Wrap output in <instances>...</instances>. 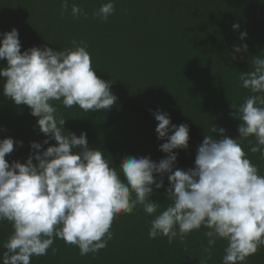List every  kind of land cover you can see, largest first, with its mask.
<instances>
[{"label": "clouds", "instance_id": "obj_1", "mask_svg": "<svg viewBox=\"0 0 264 264\" xmlns=\"http://www.w3.org/2000/svg\"><path fill=\"white\" fill-rule=\"evenodd\" d=\"M68 9L69 0H61L60 14ZM114 11V0H107L93 15L106 22ZM71 15L79 19L88 14L72 4ZM246 36L241 32L239 39ZM18 37L15 28L0 34V60L6 61L0 67V88L6 98L28 106L38 118V128L47 137L43 144L49 140L55 144L40 151L42 144L32 142L35 151L24 163L9 164L5 157L13 152L14 140L0 139V222L7 221L12 228L2 245V264H31L32 257L47 254L55 239L77 246L81 256L98 253L113 239L114 219L121 213L132 214L138 205L154 216L150 239L162 236L169 244L177 239L184 243L191 232L206 229L207 244H202L199 264L212 258L219 240L226 242L222 264H244L264 246V175L237 138L211 125L210 132L222 138L204 135L194 167L174 170L173 150L188 148L189 127L172 124L168 114L158 110L153 113L158 122L155 132L157 139L166 140L159 150L167 156L159 162L128 156L118 169L111 167L102 150L88 146L85 132L65 133L66 119L53 103L78 106L87 113L110 110L115 104L111 82L96 75L85 42L73 39L71 47L63 50L33 46L22 52ZM241 51L247 52L246 44L234 46L235 53ZM239 81L251 93L239 106L230 105L240 121L239 140L254 137L250 151L264 158V57L253 56L251 70L240 72ZM165 175L168 203L161 210L162 204L150 196L154 188L164 186Z\"/></svg>", "mask_w": 264, "mask_h": 264}, {"label": "trees", "instance_id": "obj_2", "mask_svg": "<svg viewBox=\"0 0 264 264\" xmlns=\"http://www.w3.org/2000/svg\"><path fill=\"white\" fill-rule=\"evenodd\" d=\"M106 2L69 0L68 11L61 15V0H0V34L17 29L22 52L33 46L63 50L73 39L84 41L96 75L111 82L110 91L117 99L110 110L87 113L53 102L66 119L65 133L85 132L88 146L102 150L117 169L128 156L159 162L167 156L159 150L166 140L157 139L155 132L158 122L153 113L159 110L172 124L189 127L188 148L173 150L174 170L194 167L204 135L222 138L210 132L216 125L225 129L223 135L238 139L264 175V158L250 151L255 138L239 140L240 121L230 107L251 95L240 86V72L251 70L253 56L264 57V0H114L115 11L105 22L93 13ZM72 4L84 9L87 18L74 19ZM234 23L239 24L236 30ZM241 32L247 33L244 40L239 39ZM243 44L247 52L235 53L234 46ZM5 66L6 61L0 60V67ZM37 119L28 106L15 105L0 88V139L14 140L13 152L5 157L9 164L24 163L35 151L32 142L42 144L40 151L55 144L54 140L43 144L47 137ZM163 181L164 186L154 188L150 196L162 204L161 210L168 203L167 175ZM153 218L138 205L132 214L114 219L113 239L98 253L81 256L77 246L55 239L47 254L32 257L31 264H199L206 229L191 232L184 243L177 239L169 244L166 237L149 238ZM11 232L10 223L0 222V256ZM225 247V241H217L207 264H222ZM244 264H264V246Z\"/></svg>", "mask_w": 264, "mask_h": 264}]
</instances>
